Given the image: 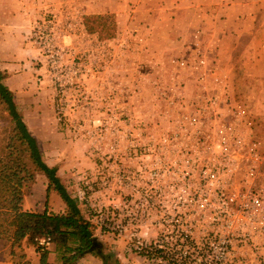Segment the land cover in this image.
Masks as SVG:
<instances>
[{"label":"rangeland","instance_id":"1","mask_svg":"<svg viewBox=\"0 0 264 264\" xmlns=\"http://www.w3.org/2000/svg\"><path fill=\"white\" fill-rule=\"evenodd\" d=\"M115 1L0 0V18H4L5 3L11 5L13 21L30 16V40L45 66V77L36 80L33 97L48 105L40 111V120L29 116L25 124L32 135L39 134L43 160L55 165L61 183L92 227L98 246L90 255L99 254L101 264H150L128 251L124 238L101 231L97 224L105 219L106 211H110L108 219L116 223L120 210L125 211L122 205L134 211L140 194L163 193L167 179L180 178L175 167L181 147H227L238 164L232 187L238 190L246 186L249 167L262 162L256 187L262 186L264 80L242 74L244 62L252 61L249 46L259 45L249 43V36L240 35L233 42L237 48L232 63L242 72L235 94L229 87L226 65L220 67L222 73L211 65L202 70L197 65L182 67L179 57L171 58L174 53L166 61L157 57L153 61L157 63L146 60L145 55L137 60L136 32L129 24L134 21L135 4L127 3L124 10ZM102 7L111 9L99 14L105 25L97 29L100 33H88L83 18ZM120 17L127 21L124 28L116 25ZM47 21L54 49L64 52L58 66L76 71V75L64 76L61 86L50 74L44 51L33 41L35 25ZM186 77L190 80L187 89ZM210 80L213 88L208 86ZM13 128L0 100V154L10 142ZM210 155L204 152L200 156ZM40 175L36 173L35 179Z\"/></svg>","mask_w":264,"mask_h":264},{"label":"crops","instance_id":"2","mask_svg":"<svg viewBox=\"0 0 264 264\" xmlns=\"http://www.w3.org/2000/svg\"><path fill=\"white\" fill-rule=\"evenodd\" d=\"M115 2L123 5L124 10L127 3L135 4L134 21L129 24L136 32L137 44L134 56L137 60H143L145 55L146 60L157 63L153 62L158 59L157 57L166 61L169 60V55L174 53L171 58L179 57L182 67L197 65V68L202 70L211 65L215 72H221L220 67L226 65L229 87L235 94L237 77L242 72L232 63L236 59L234 57L236 54L232 53L237 48L233 42L238 41L240 35L249 36V43L258 42L259 45L249 46L248 50L252 51L253 56L247 57L252 58V61L247 59L244 62L242 74L245 78L264 80V0H116ZM24 10L27 11V7ZM109 10L111 9L108 7H102L100 12L91 11L89 15L103 14ZM25 15L22 21H13L11 5L5 3L4 18H0V74L3 75L1 82L12 93L13 103L24 123L30 120L29 116L34 115L40 120V111L48 105L46 101L40 102L38 97H33L37 92L36 80H39V76L45 77V66L30 40V16ZM126 22L122 18L121 21H116V25L124 28L127 26ZM195 43L197 46L194 45ZM166 69L167 74H170L169 69ZM204 71L206 73L209 69ZM209 72L213 70L210 69ZM206 77H202L201 80L207 83ZM187 79L186 77L185 89L190 88V80ZM213 85L209 83L208 86L213 88ZM34 137L40 150L44 151L39 144V134L36 133ZM48 166L55 167L53 163ZM40 177L39 180L35 179L24 195L23 209L63 213L65 206L60 197L53 190L47 191V179L44 175ZM20 254L22 258H19ZM90 254L92 253L84 254L75 264H101L97 258L99 254L98 256L96 254L97 257ZM39 260L36 247L26 240L22 241L20 248L14 250V254H11L9 244L0 240V264H39ZM47 262L50 264L59 262L54 243L47 247Z\"/></svg>","mask_w":264,"mask_h":264},{"label":"built area","instance_id":"3","mask_svg":"<svg viewBox=\"0 0 264 264\" xmlns=\"http://www.w3.org/2000/svg\"><path fill=\"white\" fill-rule=\"evenodd\" d=\"M48 27L50 21L35 25L33 41L61 86L76 71L58 66L64 52L54 49ZM179 152L180 178L167 179L163 193L140 194L134 211L122 205L116 223L106 211L99 229L124 238L127 250L150 264H264V184L256 187L262 162L249 167L246 186L238 190L232 188L238 164L227 147ZM204 152L211 155L200 156ZM36 242L45 249L53 243L48 235Z\"/></svg>","mask_w":264,"mask_h":264},{"label":"trees","instance_id":"4","mask_svg":"<svg viewBox=\"0 0 264 264\" xmlns=\"http://www.w3.org/2000/svg\"><path fill=\"white\" fill-rule=\"evenodd\" d=\"M83 25L94 33L105 25L99 14L86 15ZM0 74V100L11 117L14 128L10 142L0 154V240L9 244L11 254L21 247L23 240L36 247L39 264L47 262V249L37 246L36 240L46 235L55 244L59 262L75 264L84 254L95 252L98 246L92 227L82 216L77 201L61 183L57 169L43 160L35 137L16 110L12 93L2 84ZM36 173L47 179V191L53 190L65 206L63 213H47L23 209L24 195L35 181ZM98 256V254H97ZM22 258V255H19Z\"/></svg>","mask_w":264,"mask_h":264},{"label":"flooded vegetation","instance_id":"5","mask_svg":"<svg viewBox=\"0 0 264 264\" xmlns=\"http://www.w3.org/2000/svg\"><path fill=\"white\" fill-rule=\"evenodd\" d=\"M97 249V248H96Z\"/></svg>","mask_w":264,"mask_h":264}]
</instances>
